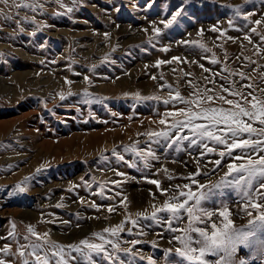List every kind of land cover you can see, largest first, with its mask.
<instances>
[{"label":"rangeland","instance_id":"rangeland-1","mask_svg":"<svg viewBox=\"0 0 264 264\" xmlns=\"http://www.w3.org/2000/svg\"><path fill=\"white\" fill-rule=\"evenodd\" d=\"M24 2L0 0V249L9 248L0 252V260L23 264L19 245L30 253V242L99 243L94 232L124 222L117 252L124 264H129L127 248L134 254L133 264H151L149 257L155 264H199L174 251L182 246L173 237L188 226L187 212L182 211L180 221H171L178 229L171 232L170 214L163 209L166 201L182 199L177 195V201L169 200L170 186L195 178L208 186L198 207L215 214L194 226L211 231L213 221L223 220L217 211L228 207L234 227L251 235L225 257V264H264V223L250 224L259 213L244 208L250 189L231 180L219 187L210 183L228 171V163L244 162L235 159L240 150L233 149V157L226 155L219 171H212L219 152L201 156L202 149L188 141L167 147L164 140L148 135L171 128L174 118L183 120L178 111L182 107L234 108L226 101L264 99V0H26L31 8L22 6ZM173 15L176 19L166 27ZM160 60L165 63L158 64ZM233 85L241 96L232 94ZM177 91L199 103H172ZM197 122L205 123L202 118ZM248 122L261 127L259 121ZM99 130L100 136H91ZM188 133L184 129L181 135ZM67 136L73 142L59 148ZM133 144L154 151L159 159L150 158L145 165L133 152L123 151ZM260 155L264 150L252 158ZM256 191L264 193L254 182ZM154 208L161 209L160 224L137 217ZM126 216L138 219L140 226L125 221ZM29 226L46 237L32 235ZM191 235L192 247H198L199 233ZM169 248L173 252L166 256ZM221 254L223 250L206 253L205 258L216 261ZM73 255L80 261L78 253ZM27 259L31 264L34 257L29 254Z\"/></svg>","mask_w":264,"mask_h":264},{"label":"snow or ice","instance_id":"snow-or-ice-1","mask_svg":"<svg viewBox=\"0 0 264 264\" xmlns=\"http://www.w3.org/2000/svg\"><path fill=\"white\" fill-rule=\"evenodd\" d=\"M7 2V0H5ZM24 7L31 8L33 5L26 2L23 3ZM237 7L236 15H239V10ZM2 12V10H0ZM27 19V18H25ZM176 19V16L173 15L172 18L165 22V26L171 24ZM251 23V21H248ZM254 23L259 24L260 21H254ZM231 26V21H230ZM213 30L220 31L216 26H213ZM21 31L23 29L21 28ZM154 32L159 33L160 28H154ZM255 31V29H252ZM107 35V34H106ZM249 40L251 37H248ZM261 39L264 40V35L261 36ZM184 43H189V41H184ZM193 44L199 43L198 41H191ZM201 47H204L201 45ZM167 51V48H165ZM174 60H178L179 57H173ZM158 64L165 63V61H157ZM191 83V82H189ZM223 88V85H221ZM227 91V89H225ZM86 95L87 92L85 93ZM232 94L235 96H241L240 91L235 89L233 85ZM129 95V94H125ZM139 96V93L133 94ZM207 100L212 101L214 97L212 95H207L205 93ZM218 95V94H217ZM251 95V93H249ZM147 99V98H145ZM158 100L159 97H156ZM171 99L172 103H177L183 101L185 103H199V100L196 101H187L185 98L180 96L179 91L176 92V98ZM221 101L225 100V97L220 96ZM241 99H244V104H240L238 100L229 99L226 102L229 105H234V108H224V107H198L196 111H193L191 107L179 108L178 111L181 115L184 116V119L174 118L172 121L171 128L161 129L157 133H148L149 137L153 141L164 140L167 147H172L173 144H179L183 146L184 141H188L189 146L199 147L202 150L200 155L203 156L205 153H215L219 152V159H216L213 163L212 171H219L221 166L222 159L227 155L228 157H233V149H239L241 155L235 157V159L243 160V163H228V171L222 175L218 181L215 183L210 182L211 184L219 187L231 180L232 183L237 185H244L250 189V195L245 199L244 208L247 210L249 206L256 210L259 215L256 217L255 221L249 220V223L254 222L264 223V203L257 202L258 200H264V193L256 191L253 193V184L254 182L259 184L260 189H264V183H261V180H264V155H260L257 159H253L252 156L256 153L264 150V99L260 100L259 103L256 102V98L253 97L251 101L241 96ZM169 101L165 100V105ZM248 105H251L249 107ZM165 116L172 115L175 117V113L165 112ZM248 118V121H259L261 127H253L251 122H248L244 119ZM203 119L205 123H198L199 119ZM162 123L166 121L162 120ZM175 129L176 136H172V130ZM184 129H189L187 135H181ZM244 134L248 135L247 139L242 138ZM258 137L259 139H253V136ZM191 137V138H190ZM231 139V143H229ZM209 142L213 145H223V148L210 147ZM124 152H133L137 159L143 160L145 165H148L150 158L159 159L156 156L154 151L141 150L135 144L130 146H125L123 148ZM121 161L124 160L122 155L117 153ZM132 167H136L135 161L129 162ZM235 174L229 179L230 174ZM208 173H205L207 175ZM190 177H195L196 173H189ZM154 184L159 185V180H152ZM86 183V182H85ZM118 183V182H114ZM198 185V187H193ZM208 187V186H207ZM205 184L199 183L195 178L191 179L189 183L184 184H174L170 186V196L169 200L177 201V195L182 197L178 202H168L166 201L163 205V209L166 210L169 216V222L167 224L168 229L171 232H176L178 229L172 226L171 221H180L182 217V211H186L188 214V226L186 228H181L179 231L181 235H175L173 239L180 241L181 247L176 248L174 251L178 257L187 258L189 261H197L199 264H225V257L230 253H235L238 251V245L244 242V239L247 238L250 233L244 232L240 229L234 227V222L230 218L231 212L228 207H224L218 210L219 217H223V220L219 224L216 222L211 223V231L207 227H195L196 221H201L203 218H212L215 213L213 212H204L198 207L199 202L204 194V191L207 188ZM103 188V185H101ZM23 191V188H20ZM175 190H179L178 194ZM103 195V192H101ZM195 201L194 205H191L189 202ZM95 206V205H94ZM98 207V206H95ZM108 210L111 212L113 208L109 206ZM161 211L160 208H154L151 213H137V217L143 216L145 220L149 217L151 221L156 224H160L163 217H158L157 213ZM199 213V214H197ZM250 214V213H249ZM131 220L133 226L139 227L140 221L138 219H131L126 216L125 221ZM147 226V225H146ZM124 222L117 224L113 227L103 229V232H94L93 237H99L100 242L96 243L91 239H82L78 244H57L53 241H47L45 243H29L28 247L31 249L30 253H25L24 245H19V255L23 258V264H30L27 256L30 254L34 257V260L31 261V264H97V259L93 257L100 258L102 264H105L107 261H112L113 264H124V260H121L117 252L120 249V236L119 233L124 231ZM29 232L32 235H41L42 238L46 237V234H38L35 230L29 226ZM127 232L133 234V229L128 228ZM199 233L200 239L197 241L198 247H192V241L194 239L191 233ZM111 237V239L109 238ZM130 243H137L133 240ZM155 244V241L152 242ZM50 244L51 248H48L47 245ZM108 245L109 247H106ZM220 250H223V254L219 256V259L216 261H210L205 258L206 253L218 254ZM0 252L8 253L9 248L5 246L4 249H0ZM73 252L78 253L80 261H77L76 256L73 255ZM173 249L169 248L165 251L167 256L169 253H172ZM124 255L127 257L129 264H133V252L131 248L124 249ZM151 264H155V261L151 257L148 258ZM0 264H9V262L0 260ZM166 264H173L172 261H167Z\"/></svg>","mask_w":264,"mask_h":264},{"label":"bare ground","instance_id":"bare-ground-1","mask_svg":"<svg viewBox=\"0 0 264 264\" xmlns=\"http://www.w3.org/2000/svg\"><path fill=\"white\" fill-rule=\"evenodd\" d=\"M105 129L103 128V130L102 131H104ZM101 130H99V131H94V132H92V134H91V136H93V135H96V136H100L101 135V132H100ZM88 136V135H87ZM90 137V136H89ZM73 138H69L68 136L67 137H63V141H61L60 143H58L57 144V146L59 147V148H61V146H63V144L64 145H68V144H70V143H72L73 142ZM52 144V143H51ZM56 147V146H55ZM58 151L60 152V149H58Z\"/></svg>","mask_w":264,"mask_h":264},{"label":"crops","instance_id":"crops-1","mask_svg":"<svg viewBox=\"0 0 264 264\" xmlns=\"http://www.w3.org/2000/svg\"><path fill=\"white\" fill-rule=\"evenodd\" d=\"M236 163V162H235Z\"/></svg>","mask_w":264,"mask_h":264}]
</instances>
